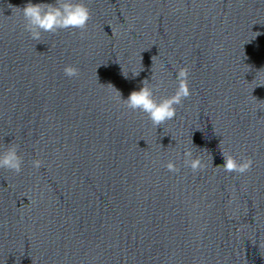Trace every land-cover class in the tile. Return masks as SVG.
I'll return each mask as SVG.
<instances>
[{
  "label": "water",
  "instance_id": "obj_1",
  "mask_svg": "<svg viewBox=\"0 0 264 264\" xmlns=\"http://www.w3.org/2000/svg\"><path fill=\"white\" fill-rule=\"evenodd\" d=\"M27 2L0 0V150L24 157L0 169V264H264V0H84L83 33L40 41ZM185 66L173 120L120 99L145 79L174 94Z\"/></svg>",
  "mask_w": 264,
  "mask_h": 264
},
{
  "label": "clouds",
  "instance_id": "obj_2",
  "mask_svg": "<svg viewBox=\"0 0 264 264\" xmlns=\"http://www.w3.org/2000/svg\"><path fill=\"white\" fill-rule=\"evenodd\" d=\"M20 9L25 21L24 29L30 33V37L34 41H40L43 33H56L61 30H80L83 33L91 19V10L84 0H28ZM63 71L69 78L79 76V69L74 65L65 66ZM258 73L254 81L257 80ZM132 74L133 77L139 75ZM124 77L128 78V75H124ZM176 79L178 82L176 90L170 96L157 98L156 93L165 84L163 79H160L155 85L145 79L139 90L132 91L126 99L121 95L120 99L128 109L146 114L152 124L159 127L173 120L177 114V106L183 105L184 100L192 95L190 70L187 66L178 70ZM222 156L225 172L245 174L252 168L253 160L251 158H237L225 154L223 150ZM183 157L184 166L190 167L194 173L204 169L205 164L202 157L194 154L190 149L184 150ZM23 164L24 157L19 152V145L11 144L6 149L0 150V169L20 174L23 171ZM32 166L39 170L44 166V161L35 159L32 161ZM166 167L173 173L180 171L177 164L171 160Z\"/></svg>",
  "mask_w": 264,
  "mask_h": 264
}]
</instances>
